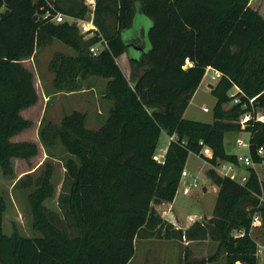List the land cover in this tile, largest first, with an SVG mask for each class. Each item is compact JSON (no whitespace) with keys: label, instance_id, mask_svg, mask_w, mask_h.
I'll list each match as a JSON object with an SVG mask.
<instances>
[{"label":"trees","instance_id":"1","mask_svg":"<svg viewBox=\"0 0 264 264\" xmlns=\"http://www.w3.org/2000/svg\"><path fill=\"white\" fill-rule=\"evenodd\" d=\"M48 2L71 16H88L87 0H0V168L11 174L13 158L30 160L39 151L33 141L11 140L33 125L22 110L39 98L23 60L37 47L57 39L74 50L56 51L49 62L57 90L76 91L89 77H101L107 80L103 97L113 104L98 129L87 127V113L77 109L60 123H42L43 145L59 144L69 155V186L59 202L74 231L58 225L45 205L55 194L54 166L47 162L28 194L32 225L42 236H23L18 229L6 234L0 197V264H129L136 239L152 236L211 239L227 264H259L251 230L255 214L264 226V181L255 168H247L241 183L209 166L218 186L213 215L186 229L163 218L156 205L174 201L191 152L210 164L238 163L226 151L229 131H249L250 154L256 162L264 158L257 154L264 147V121L255 119L258 109L264 113V0H96L94 20L108 44L98 55L90 51L98 34L84 38L74 24L40 18ZM139 13L151 19L142 38ZM124 53L138 70L131 78L117 62ZM208 66L222 72L211 89L216 97L211 122L185 117ZM234 86L241 90L239 103L230 96ZM250 98L254 106H244ZM247 111L254 114L242 129L238 120ZM163 131L175 139L159 162ZM205 147L212 156L204 154Z\"/></svg>","mask_w":264,"mask_h":264},{"label":"rangeland","instance_id":"2","mask_svg":"<svg viewBox=\"0 0 264 264\" xmlns=\"http://www.w3.org/2000/svg\"><path fill=\"white\" fill-rule=\"evenodd\" d=\"M260 1V0H259ZM255 3V0H251ZM258 2V1H257ZM137 33L140 38L151 26V19L142 13L137 15ZM56 51L74 54V50L61 41L54 39L52 42L37 47L34 54L23 60V64L34 74V83L38 92V102L24 110V117L32 120L33 125L11 138L12 141H33L38 145V154L30 160L23 158L12 159V173L4 174L0 168V197L5 202L3 215V230L11 235L14 229L23 236L40 237L42 233L33 228V217L28 202V194L35 188L36 180L44 170L45 164L51 162L54 166L53 182L55 194L45 201V205L55 213V222L65 230L73 233L69 218L60 205V195L69 186L66 174L65 160L69 156L63 147L57 144L49 149L43 145L39 137V129L43 122L51 120L60 123L63 116L74 109L87 113L86 125L98 129L107 119L109 103L103 97L107 80L91 76L83 82L81 89L76 91L57 90L53 85V73L49 70V62ZM121 60H124L121 58ZM123 66L124 72L131 78L138 73L130 62ZM211 73L205 75L185 112V117L205 122L213 121V108L216 97L212 94L209 84L216 80L211 78ZM231 102L225 106L228 108ZM204 107L209 111L205 112ZM249 143L250 132L246 130L229 131L226 134V147L239 155H248L249 147H240L237 140ZM169 144V135L163 131L160 136L157 152L163 153ZM159 155V154H158ZM186 169L189 174L198 180V187H194L189 195L183 194V187L190 185V176L181 180L176 200L173 204L174 211L183 218L184 223L189 217L204 215L212 216L217 198L218 186L213 183L208 175L209 165L204 158L191 152L188 156ZM259 174L264 181V167H260ZM239 173H242L239 171ZM207 188V192L204 188ZM157 206V205H156ZM206 219V218H205ZM252 235L258 240L259 264H264V226H255ZM194 245H186L185 239H164L157 236L138 237L136 239L135 254L129 264H186L205 259L204 264H227L224 253L218 251V243L211 239H201ZM217 255L215 261L208 258Z\"/></svg>","mask_w":264,"mask_h":264},{"label":"built area","instance_id":"3","mask_svg":"<svg viewBox=\"0 0 264 264\" xmlns=\"http://www.w3.org/2000/svg\"><path fill=\"white\" fill-rule=\"evenodd\" d=\"M49 8L43 13L40 18L56 23L60 22H69L70 24H74L79 28V31L81 34L84 35V38H89L94 35H99L101 39L99 42L96 44H93L90 47V51L94 55H98L103 49L108 47V44L104 37L102 36L100 32V28L96 24L94 20V12L96 9V0H87V5L89 8L88 16L86 18H78L75 16H71L69 14H66L60 10H58L55 5L51 2H48ZM211 73V78L213 80H218L222 76V72L220 70H217L213 68L212 66H208L205 71V75H208ZM211 84V83H210ZM241 92L240 88L238 86H234V88L230 92V96L233 98L232 102L233 103H239L241 102V95L239 94ZM254 100L255 98H250L249 101L244 104V106L251 105L252 107L254 106ZM205 112L209 111L208 107H204L203 109ZM253 112L252 111H247L244 114L241 115L240 119L238 120L239 124L241 125V128L244 129L248 125L249 120L253 117ZM255 119L264 121V113L258 109L255 113ZM175 139V136H170V140ZM237 144L240 147H249V143H246L242 140H237ZM204 154L207 156H212V153L208 155L210 152V149L208 147H205L203 149ZM257 154L261 157H264V147H260L257 150ZM238 156V163L232 162V161H220L217 164H210L207 160L206 162L210 167L216 170L217 173H219L222 176H228L233 180H236L238 182L244 183L247 180V175H241L239 173V165H242L244 167H252L255 168L256 170L260 167H264V158L260 162H256L252 155H237ZM155 159L159 162H162L164 157L163 156H158L155 155ZM190 176L192 178L191 184L190 185H185L183 187V194L184 195H189L192 192V189L194 187H198V180L196 178H193L189 172L187 171L186 167L182 171L181 174V179L180 182L183 178ZM262 224V220L258 214H255L252 220V226H259ZM259 250L260 249L259 246ZM259 252V251H258Z\"/></svg>","mask_w":264,"mask_h":264},{"label":"crops","instance_id":"4","mask_svg":"<svg viewBox=\"0 0 264 264\" xmlns=\"http://www.w3.org/2000/svg\"><path fill=\"white\" fill-rule=\"evenodd\" d=\"M121 58H123L124 60H121ZM117 62H118V64L120 65V64H124V66H126L127 65V63L129 62V58H128V55H127V53H124V54H122L120 57H118L117 58ZM120 67L122 68V70L124 71V69H123V66H121L120 65ZM125 73V72H124ZM126 74V73H125ZM127 75V74H126ZM127 77H128V75H127ZM195 95V94H194ZM194 97V96H193ZM105 100H107L108 101V103H109V109H108V113H109V110H110V108H111V106H112V104H113V102L111 101V100H108V99H106V98H104ZM193 99V98H192ZM191 102V101H190ZM227 134V133H226ZM226 134H225V147H226ZM169 142H170V136H169ZM169 145V144H168ZM168 145H167V147H168ZM167 147L164 149V152L163 153H159V152H157L156 151V155H158V156H165V152H166V150H167ZM226 151L228 152V153H233V152H235V151H229L228 149H227V147H226ZM211 154V150H210V152L208 153V155H210ZM234 154H236V155H239L238 153H234ZM238 169H239V171L240 172H242V173H240L241 175H247V167H244V166H242V165H239V167H238ZM259 169V168H258ZM257 169V172H258V174H259V170ZM259 177H260V174H259ZM260 179H261V177H260ZM204 191L205 192H207V188L205 187L204 188ZM177 195V194H176ZM175 200H176V197H175V199H174V201H172V202H162V203H160V204H158L157 206H156V209H157V211L162 215V217L163 218H165V219H167L169 222H171L172 224H174V226L176 227V228H183V229H186L187 227H189L194 221H196V220H203V219H205V218H210L211 216H206V215H204V217L202 216V215H199V216H194L193 215V217H189V221L187 222V223H184V220H183V218L181 217V216H179L175 211H174V207H173V204H174V202H175ZM253 229V228H252ZM251 234H252V230H251ZM253 236V235H252ZM256 241H257V243H258V240L256 239ZM196 241H186L185 242V244L186 245H194V243H195Z\"/></svg>","mask_w":264,"mask_h":264},{"label":"water","instance_id":"5","mask_svg":"<svg viewBox=\"0 0 264 264\" xmlns=\"http://www.w3.org/2000/svg\"><path fill=\"white\" fill-rule=\"evenodd\" d=\"M209 87L212 89V87H213V84H209Z\"/></svg>","mask_w":264,"mask_h":264}]
</instances>
